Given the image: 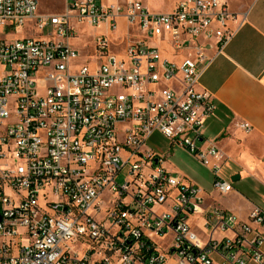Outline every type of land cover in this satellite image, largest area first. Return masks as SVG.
Returning a JSON list of instances; mask_svg holds the SVG:
<instances>
[{
  "label": "built area",
  "instance_id": "obj_1",
  "mask_svg": "<svg viewBox=\"0 0 264 264\" xmlns=\"http://www.w3.org/2000/svg\"><path fill=\"white\" fill-rule=\"evenodd\" d=\"M73 19L110 33L124 19L146 35L114 51L99 33L80 64ZM245 22L226 0L167 12L65 0L47 14L38 0H0L2 31L33 33L0 35V264H264V232L207 207L205 190L146 145L161 132L212 172L216 192L233 190L204 136L214 95L199 86ZM249 219L264 229L263 209Z\"/></svg>",
  "mask_w": 264,
  "mask_h": 264
},
{
  "label": "crops",
  "instance_id": "obj_2",
  "mask_svg": "<svg viewBox=\"0 0 264 264\" xmlns=\"http://www.w3.org/2000/svg\"><path fill=\"white\" fill-rule=\"evenodd\" d=\"M226 1L232 12L245 15L246 22L201 77L199 89L212 93L216 105L206 121L204 136L225 155L223 167L231 172L226 177L222 168V175L232 184L244 179L251 186L248 192L233 188L224 197L206 193L205 205L229 210L239 221L264 232L249 219L254 208L264 210V0ZM162 50L163 56L167 51L171 53L168 58L176 62L183 60L181 54ZM237 175L239 178L233 180ZM180 177L189 181L184 175ZM196 230L200 231L197 227Z\"/></svg>",
  "mask_w": 264,
  "mask_h": 264
},
{
  "label": "rangeland",
  "instance_id": "obj_3",
  "mask_svg": "<svg viewBox=\"0 0 264 264\" xmlns=\"http://www.w3.org/2000/svg\"><path fill=\"white\" fill-rule=\"evenodd\" d=\"M106 3L115 2L116 0H104ZM122 1V0H119ZM145 6L152 11H169L172 10L178 0H141ZM38 12L39 13H64L65 12V0H38ZM74 27V35L70 39V43L77 48L81 57L78 63L83 64L86 59V54L91 49L96 35L99 33L109 34V38L112 43V49L117 51L120 39L126 41L127 39L134 38L139 39L141 35L135 28L130 27L128 29L126 23L123 20L119 21V27L116 32L109 33L106 23L100 25V27H93L90 24L83 22L79 23L77 20H72ZM135 33V34H134ZM33 34L30 30L25 29L21 32H13L11 35H7L6 31H2L0 26V35L6 38L22 37ZM150 44H157L155 39H149ZM159 44V43H158ZM165 50V49H164ZM171 55L170 52L165 51L164 56ZM93 60L90 62V68H93ZM146 145L151 147L157 154L165 156L164 161L168 169L176 173V176L184 175L191 182H194L200 186L206 193L215 197L220 195L222 197L228 194H220L213 189V174L204 166L196 157H194L189 151L184 149L178 144L171 146V142L168 137L159 131L154 132L146 141ZM231 170L227 167H223V174L226 177H230ZM234 189L248 192L251 186V182L248 180L240 179L233 181ZM24 230V229H23Z\"/></svg>",
  "mask_w": 264,
  "mask_h": 264
},
{
  "label": "water",
  "instance_id": "obj_4",
  "mask_svg": "<svg viewBox=\"0 0 264 264\" xmlns=\"http://www.w3.org/2000/svg\"><path fill=\"white\" fill-rule=\"evenodd\" d=\"M236 178H239V175H237L236 177H234L233 180L236 179Z\"/></svg>",
  "mask_w": 264,
  "mask_h": 264
}]
</instances>
